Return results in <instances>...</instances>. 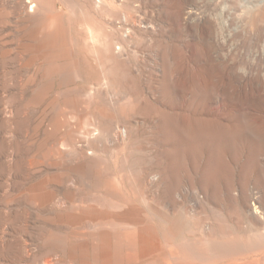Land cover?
I'll list each match as a JSON object with an SVG mask.
<instances>
[{"label": "rangeland", "instance_id": "rangeland-1", "mask_svg": "<svg viewBox=\"0 0 264 264\" xmlns=\"http://www.w3.org/2000/svg\"><path fill=\"white\" fill-rule=\"evenodd\" d=\"M96 6L0 0V264H264V3L126 0L135 29Z\"/></svg>", "mask_w": 264, "mask_h": 264}, {"label": "bare ground", "instance_id": "bare-ground-1", "mask_svg": "<svg viewBox=\"0 0 264 264\" xmlns=\"http://www.w3.org/2000/svg\"><path fill=\"white\" fill-rule=\"evenodd\" d=\"M261 2L262 3H264V0H261ZM95 4L97 5L96 7L98 8L97 10H99V8H100V11L102 10V9H105V11H106V9L107 8H110V10H116L118 13H119V17L122 19V21L123 22H127L129 19V15L124 11V9H123V7L126 5V0H95ZM21 7V6H20ZM36 7V4L35 3H32L31 5H28V8H29V11H36L37 9L35 8ZM252 7H253V5H252ZM27 8V7H26ZM102 8V9H101ZM194 8V7H193ZM21 9V8H20ZM195 9V8H194ZM231 10V9H230ZM229 10V11H230ZM104 11V12H105ZM106 12H108V11H106ZM101 13V12H100ZM99 13V14H100ZM103 13V12H102ZM183 13V12H182ZM221 13L222 14H226L227 16L225 17V18H221V17H219V16H213V18H212V16L210 17L208 14H199L198 12H196L195 10H193L192 8L191 9H187V11H185L184 13H183V17H182V19L183 20H194V21H196V22H198L199 24H202L203 26H207L210 30H213L214 28L215 29H217V28H219L221 31H222V29L225 27H227V26H229L230 24H231V22H230V17L228 16L230 13L229 12H227L226 10H222L221 11ZM220 13V14H221ZM118 15V14H117ZM231 15V14H230ZM97 16V15H96ZM182 16V15H181ZM180 16V17H181ZM100 17V16H99ZM119 18V19H120ZM128 19V20H127ZM131 27H134V26H136V25H141L140 23H142V21H138V20H135L134 18H131ZM130 21H128V22H130ZM136 21H137V23H136ZM193 21V22H194ZM115 23V22H114ZM126 24V23H125ZM143 25V24H142ZM145 26V25H144ZM124 27V26H123ZM122 27V28H123ZM139 27V26H138ZM141 27V26H140ZM206 27V28H207ZM126 28V27H125ZM134 29H135V27H134ZM233 29V28H232ZM205 31L204 32H206L207 30L206 29H204ZM219 30V31H220ZM131 31V29L129 30V29H121V24H112L110 27H109V31L108 32H106V38H108L107 40H108V44H109V46H110V49H111V52L114 54V55H116L117 57H122V55H123V53H125V41H126V39H127V37H129L130 35H129V33H131L130 32ZM214 31V30H213ZM225 31V30H224ZM214 32H216V30L214 31ZM226 33H227V31H226ZM205 34V33H204ZM210 34H211V32H210ZM217 34H220V32L219 33H216V35ZM222 34H223V32H222ZM219 35V37L221 36L222 38H228V36H230V34L231 33H227V34H224V35ZM218 36V35H217ZM233 36V35H232ZM244 36V35H243ZM203 37H205V36H203ZM217 39H220V38H218V37H216ZM221 38V42L223 43V41L225 40H223ZM255 38V40L257 41V42H260L261 43V49H259L260 51L259 52H257V53H261V54H264V32H263V34H262V37L260 36H255L254 37ZM49 39H51V38H49ZM128 40V39H127ZM217 41V40H216ZM219 41V40H218ZM226 41V40H225ZM227 42H229L228 41V39H227ZM221 44V43H220ZM224 44H226V43H224ZM256 44H258V43H256ZM229 48V47H228ZM230 48H232L231 46H230ZM225 49V48H224ZM227 49V48H226ZM230 50H228V52H229ZM231 52V51H230ZM126 54V53H125ZM227 54V53H226ZM222 57V56H221ZM263 58V57H262ZM119 60V59H118ZM122 65V64H121ZM251 70V69H250ZM243 73V72H242ZM246 76V75H245ZM102 83H105V82H102ZM46 89L44 88V87H42V88H38V87H35V89L33 90V94H34V97H35V99H38V100H40V99H42V97H44V94L46 93ZM105 91V90H104ZM105 93H106V91H105ZM109 94V93H108ZM109 97V96H108ZM145 115V114H144ZM127 122V121H126ZM137 124V123H136ZM132 125V124H131ZM140 125V124H139ZM138 125V126H139ZM61 126H63L62 125V123L60 122V121H52V123H51V128H50V130L49 129H46V132L47 133H49V134H53V133H55L56 131H59L60 129H61ZM130 126V125H129ZM136 126V125H135ZM118 127V126H117ZM126 127H127V125H126ZM125 126H123L122 128H118L117 129V131H116V136L117 137H120V139L122 140V141H125V140H129V138H130V135L131 134H127V128H126ZM140 127V129H141V126H139ZM130 128V127H129ZM135 128V127H134ZM136 130V129H135ZM139 133V132H138ZM56 134V133H55ZM114 136H115V134H114ZM135 136V135H134ZM62 138H64V137H62ZM132 139V138H131ZM64 140V139H63ZM133 140V139H132ZM128 142V141H127ZM121 143V142H120ZM124 145H125V143H123ZM122 145V144H121ZM123 145V146H124ZM138 147V146H137ZM155 158V157H154ZM158 162V161H157ZM155 166H153L152 168H154ZM155 168H158L157 167V165H156V167ZM147 169V170H146ZM146 169H144V171L145 172H142V174H144L145 173V177H146V174H150L151 175V173H152V171H151V173H150V171H149V173H148V170H150V169H148V167L146 168ZM153 171H154V169H152ZM142 171H143V169H142ZM159 174H161L160 172H159V168H158V170H156L154 173H153V175H151L150 177H152V180H153V182H152V184H151V186H150V184L148 185V178H146V185H148V188L149 187H152V186H154V187H156V185L158 186V184H157V182H158V179H159ZM219 175V174H218ZM140 176V174L137 176V177H139ZM149 176V175H148ZM142 178H144V177H142ZM164 178V177H163ZM213 178V177H212ZM135 179H136V177H135ZM149 179H151V178H149ZM139 180H141V178L139 179ZM138 180V181H139ZM144 180V179H143ZM152 180H149V181H152ZM214 180H215V178H214ZM142 181V180H141ZM160 182V181H159ZM140 183V182H139ZM142 183H144V182H142ZM149 183H151V182H149ZM143 186H144V184H142ZM212 185V184H211ZM143 186H141V187H143ZM165 186V185H164ZM174 186V185H173ZM209 186V185H208ZM145 188V187H144ZM147 188V189H148ZM146 189V190H147ZM153 189V187L150 189V192H151V190ZM170 189V188H169ZM207 189V188H206ZM143 190V189H142ZM149 192V191H148ZM148 192L147 191H145V193H147L148 194ZM153 192H155L154 190H153ZM153 192H152V194L151 195H149V197L151 196V199L154 197L153 196ZM157 194V193H156ZM156 194H154V195H156ZM209 194V193H208ZM144 196H145V194H144ZM147 196V195H146ZM159 196V195H158ZM198 196V195H197ZM172 197V196H171ZM135 198V197H134ZM160 198V197H159ZM130 199V198H129ZM253 201V200H252ZM157 202V201H156ZM212 202V201H211ZM241 202V201H240ZM243 202V201H242ZM251 202V201H250ZM170 203V202H169ZM195 203H197V202H195ZM175 205V204H174ZM249 204L248 203H244L243 204V206H244V208H245V210L246 211H251V212H253V215H251V217L250 218H252V220H253V222H255V223H257L258 221L259 222H263L264 221V215H259V213H258V209H257V206H256V204L254 203V204H252L253 206L252 207H250V206H248ZM82 206V205H81ZM226 206V205H225ZM224 206V207H225ZM215 207V206H214ZM258 207H261V206H259L258 205ZM109 209H111V208H109ZM127 209V208H126ZM224 209V208H223ZM233 209V208H232ZM209 211V210H208ZM224 211V210H223ZM243 212V211H242ZM260 213H263L262 211H259ZM246 213V212H245ZM81 214V213H80ZM225 214V213H224ZM210 215V214H209ZM243 215V214H242ZM76 216V215H75ZM135 224V223H134ZM259 224V223H258ZM137 225V224H136ZM253 228V227H252ZM218 235V234H217ZM101 237V236H100ZM103 239V238H102ZM128 239V238H127ZM101 240V239H100ZM226 241V240H225ZM210 242V241H209ZM99 243V242H98ZM108 244H110V243H108ZM199 244H201V243H199ZM100 246V245H99ZM108 247V246H107ZM46 248V247H45ZM134 248V247H133ZM166 249V248H165ZM100 252V251H99ZM93 254H94V251H93ZM114 254V253H113ZM117 254V253H116ZM170 254V253H169ZM212 254V253H211ZM102 255H104V254H102ZM221 255V254H220ZM260 256V255H259ZM211 259H208L210 262H216L218 259H219V254H217L216 252L214 253V255H212V257H210ZM258 258H260V257H258ZM258 258L256 259V257L254 258L253 257V259H256V260H258ZM86 259V258H85ZM229 259V258H228ZM87 260V259H86ZM94 261V260H93ZM243 261V260H242ZM263 262V261H262ZM263 264V263H262Z\"/></svg>", "mask_w": 264, "mask_h": 264}]
</instances>
